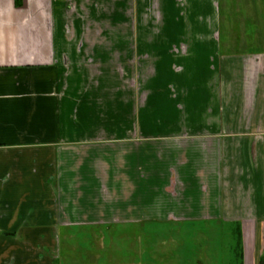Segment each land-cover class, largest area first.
<instances>
[{
	"label": "crops",
	"instance_id": "crops-1",
	"mask_svg": "<svg viewBox=\"0 0 264 264\" xmlns=\"http://www.w3.org/2000/svg\"><path fill=\"white\" fill-rule=\"evenodd\" d=\"M260 1L0 0V264H57V235L78 228L167 251L188 229L236 231L257 264ZM232 244L214 259L231 264Z\"/></svg>",
	"mask_w": 264,
	"mask_h": 264
},
{
	"label": "rangeland",
	"instance_id": "rangeland-1",
	"mask_svg": "<svg viewBox=\"0 0 264 264\" xmlns=\"http://www.w3.org/2000/svg\"><path fill=\"white\" fill-rule=\"evenodd\" d=\"M259 2L261 1L259 0ZM233 12L237 13L236 11ZM257 12L258 17L256 13L249 10L246 15H250L251 20L255 21V32L264 33V13L261 15L260 8H258ZM226 15L225 13L222 14V34L228 31V21L232 22L231 14L228 13ZM234 18L238 23L233 25V27H229V32L239 34L242 31V17L239 14L234 16ZM248 21V30L255 28V25L249 19ZM261 226V233L256 234L254 239L257 241L255 252L264 254V223ZM123 230L124 232H129L132 229L129 227L124 229L115 228V231L120 232ZM196 232H198L196 229H188L183 242L172 237V242L170 241L172 250L167 251L158 247L161 243L156 235L118 234L111 232V230L78 228L71 234L61 233L57 235V264H188L186 263V258L188 260L193 259L196 256L195 251L197 250L195 249L197 248L201 249V264H225L221 263L222 260H215L214 258L224 254L229 256L230 250L226 246L231 240H233L232 252L234 258L231 264H244V248L247 253V249L249 251V247L253 243L250 234H245V239H242V235L235 233V231L233 235L216 236L214 234L213 240L209 235L203 234L201 235L200 244V237L195 234ZM168 244L169 242L166 243L167 246ZM197 244L199 247H196ZM176 248L180 250L177 251L178 254L175 252ZM211 249H213L212 252L207 251ZM239 249L241 252H239ZM246 264H250V261Z\"/></svg>",
	"mask_w": 264,
	"mask_h": 264
},
{
	"label": "trees",
	"instance_id": "trees-1",
	"mask_svg": "<svg viewBox=\"0 0 264 264\" xmlns=\"http://www.w3.org/2000/svg\"><path fill=\"white\" fill-rule=\"evenodd\" d=\"M239 252H241L240 249H239ZM239 256H240V253H239ZM257 264H264V254L258 257Z\"/></svg>",
	"mask_w": 264,
	"mask_h": 264
}]
</instances>
